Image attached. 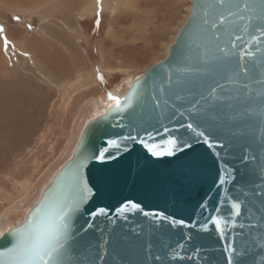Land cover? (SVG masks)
Here are the masks:
<instances>
[{"label": "water", "instance_id": "1", "mask_svg": "<svg viewBox=\"0 0 264 264\" xmlns=\"http://www.w3.org/2000/svg\"><path fill=\"white\" fill-rule=\"evenodd\" d=\"M166 53L119 98V111L114 104L84 126L23 220L0 235V251L38 209L37 223L70 199L79 180L91 191L65 264H227L230 248L238 264H264V0H190ZM129 134V151L93 158ZM169 139L178 145L171 156L139 143L167 152ZM217 216L228 220L222 235L209 219Z\"/></svg>", "mask_w": 264, "mask_h": 264}, {"label": "rangeland", "instance_id": "2", "mask_svg": "<svg viewBox=\"0 0 264 264\" xmlns=\"http://www.w3.org/2000/svg\"><path fill=\"white\" fill-rule=\"evenodd\" d=\"M67 1L13 2L18 6L12 9L0 0V64H6L5 76L15 77L25 90L11 102L13 112L0 114L5 118L0 125V233L23 220L70 158L85 124L116 103L109 95L119 98L118 92L126 93L166 58L190 8V0H106L103 7L95 1L92 12L67 18L60 15ZM45 29L65 38L64 49L46 50L63 51L65 75L48 68L29 47L42 40ZM15 117L24 119L13 126Z\"/></svg>", "mask_w": 264, "mask_h": 264}, {"label": "snow or ice", "instance_id": "3", "mask_svg": "<svg viewBox=\"0 0 264 264\" xmlns=\"http://www.w3.org/2000/svg\"><path fill=\"white\" fill-rule=\"evenodd\" d=\"M237 7H239V5H237ZM0 31H2V29H0ZM214 90L215 89H213V91ZM109 99L116 102L114 110L119 111L122 106L119 98L109 95ZM187 128L195 136L204 135L203 132H198L192 124H188ZM129 142L136 143L137 137L129 134L128 136H122L121 139L109 138L106 141V147L94 152L93 158L101 162L106 159H115L116 153L129 151ZM139 143H141L154 157L161 155L171 156L178 146L176 139H169L167 141L170 146L168 151L160 152L157 150L158 146L156 145H150L143 141H139ZM205 143H208V141L205 140ZM185 144L188 148L192 147L190 141H186ZM211 146L212 145L209 144V147ZM112 149H115V152H112ZM220 183H225L223 177H221ZM89 191L91 190L88 188L87 184H82L78 180L74 186V195L70 199L60 203L55 212L44 214L39 223H37V218L41 217L44 210L38 209L32 219L26 221L24 225L9 233L13 238L12 241H10L11 246L0 251V264H65L67 251L66 243L71 235V228L74 222L73 218L76 213L80 212L81 204L86 203V193ZM127 207L135 209L137 205L135 203H131L130 205L126 204L120 211H124ZM240 211L241 204L239 202L231 204L230 212L232 214L239 216ZM99 214H104V209H100L98 215ZM145 215H147V213H145ZM209 219L215 229L222 235L224 226L227 225L228 220L220 216L214 218L209 217ZM204 230H207L206 226ZM225 251L232 253L228 258L227 264H238V262H234L233 260L236 249L230 248Z\"/></svg>", "mask_w": 264, "mask_h": 264}, {"label": "bare ground", "instance_id": "4", "mask_svg": "<svg viewBox=\"0 0 264 264\" xmlns=\"http://www.w3.org/2000/svg\"><path fill=\"white\" fill-rule=\"evenodd\" d=\"M53 0H5L6 3H8V5H11L10 8L12 9H16V5L18 6V4L15 5V3H19L20 5H27L29 3H38L41 2V4H48V2H52ZM95 1H100V5L102 4V7L106 5V0H69L67 2L64 3V5L67 6V8H65L62 12H60V15H62V13H64V16L67 18H71L72 14L76 15L79 14L80 11H83L84 13H89L93 11V3H95ZM14 3V5H12ZM40 5V4H39ZM57 7H59V5H56ZM58 9V8H57ZM70 10V11H69ZM46 16V15H45ZM19 32V31H18ZM43 34H42V40H34L32 42L29 43V47L31 48L33 54L35 56H37L40 61H42L46 66H48V68H55L56 70H58L62 75H65V71L63 67H64V59L61 55V53L63 51H61V53L58 52H50L47 53V49L52 50V49H64V42H65V38L63 37V35L59 34L58 32H56L55 30L52 29H45L42 30ZM15 34V33H13ZM17 35V33H16ZM20 35V32L19 34ZM22 35V34H21ZM23 36V35H22ZM24 37V36H23ZM20 38V37H19ZM49 39L50 40V44H47L46 42H44V40ZM24 41V40H23ZM27 41V40H26ZM26 43V42H25ZM24 43V44H25ZM18 44V43H17ZM26 45H28L26 43ZM30 53V52H29ZM65 55V54H64ZM67 56V55H66ZM1 62V61H0ZM73 67L71 66V69ZM7 71V67L6 64L3 63V65L0 64V72H1V76L4 78H0V102H5V104H3L1 107L3 108V110L0 111V114H4V113H9V112H13V108L11 106V102H17L16 101V97L18 96V94H21L23 91L25 92V90L20 86V84L18 83V81H16L15 77H6L5 76V72ZM62 71V72H61ZM26 82V81H25ZM133 83V82H132ZM28 84V83H27ZM25 88V87H24ZM115 88V87H114ZM121 88V86H120ZM124 89V88H123ZM119 89H115V91L117 92ZM121 91V90H119ZM29 92V91H28ZM114 92V93H116ZM119 94V98L122 97L125 93L124 92H118ZM25 94V93H24ZM20 96V95H19ZM20 98V97H19ZM18 99V98H17ZM9 102V106L6 104ZM26 103V102H25ZM97 103V102H96ZM17 104V103H15ZM19 104V103H18ZM20 105V104H19ZM31 110V109H30ZM7 111V112H6ZM26 113V110L24 111ZM12 114V113H11ZM9 114V115H11ZM29 113L27 112V115ZM9 118V117H8ZM4 119L2 118L0 119V125L4 124ZM24 119L23 117L21 118H17L15 117L14 119L10 120L11 122L9 124L15 126L17 123H20V120ZM7 123V122H6ZM88 123V122H87ZM86 125V124H85ZM9 128V127H8ZM8 128L6 129V131H8ZM17 128V127H16ZM15 128V129H16ZM14 130V128H12ZM3 130V129H2ZM19 130V129H18ZM17 130V131H18ZM5 131V132H6ZM22 131V130H21ZM14 133V131H12ZM8 133V132H6ZM6 133H2L3 136H5ZM19 134V133H18ZM17 134V135H18ZM19 136H21L19 134ZM25 136V135H24ZM10 137V136H9ZM15 137V136H14ZM27 137V136H26ZM6 138V136H5ZM20 138V137H19ZM2 140V139H1ZM5 142V141H4ZM5 144V143H4ZM18 145V144H17ZM16 145V146H17ZM4 147H6L7 145H3ZM19 146V145H18ZM11 147V146H10ZM6 149V148H5ZM7 151V150H6ZM9 151V150H8ZM74 151V150H73ZM72 151V153H73ZM1 152V151H0ZM13 152V151H11ZM3 153V152H2ZM71 153V155H72ZM11 154V153H10ZM70 155V157H71ZM7 156V154H6ZM9 157V155L7 156ZM27 170V169H26ZM53 171V170H52ZM46 185V184H45ZM44 185V186H45ZM44 188V187H43ZM42 191V190H41ZM41 193V192H40ZM40 195V194H39ZM29 196V195H28ZM39 198V197H38ZM26 199V198H25ZM37 201V200H36ZM20 202V201H19ZM36 203V202H35ZM34 203V204H35ZM29 210V209H28ZM27 210V212H28ZM4 212V211H3ZM26 212V211H25ZM26 212V213H27ZM23 219V218H22ZM4 228V226H3ZM8 228H11L10 226L7 227L5 230H7ZM2 229V228H1ZM3 230V232L5 231ZM1 232L0 235L3 233Z\"/></svg>", "mask_w": 264, "mask_h": 264}]
</instances>
